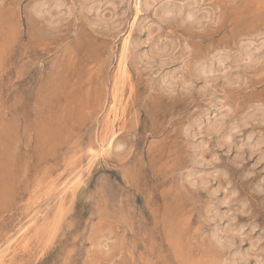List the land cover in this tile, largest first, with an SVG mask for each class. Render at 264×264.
<instances>
[{
	"label": "rangeland",
	"instance_id": "1",
	"mask_svg": "<svg viewBox=\"0 0 264 264\" xmlns=\"http://www.w3.org/2000/svg\"><path fill=\"white\" fill-rule=\"evenodd\" d=\"M144 2L0 0V264H264V0Z\"/></svg>",
	"mask_w": 264,
	"mask_h": 264
},
{
	"label": "bare ground",
	"instance_id": "2",
	"mask_svg": "<svg viewBox=\"0 0 264 264\" xmlns=\"http://www.w3.org/2000/svg\"><path fill=\"white\" fill-rule=\"evenodd\" d=\"M141 1V0H140ZM145 1V0H144ZM148 0H146V2H147ZM194 1V0H193ZM58 2V1H57ZM146 2H144L146 5H147V3ZM42 6H44V3H42V4H40L39 6H37V8H36V10L35 11H37L39 14H44V12H43V10H42ZM55 6H57V7H61L62 5H61V3L60 4H57V3H55ZM148 6V5H147ZM193 6H195V5H193ZM92 7V6H91ZM202 8V7H201ZM91 9V8H90ZM89 9V10H90ZM99 9V8H98ZM121 9V8H120ZM188 9V8H187ZM193 9V8H192ZM191 8H189L188 9V11L187 12H184V14H182V13H180L179 11H176L175 9H165V10H163V15H162V18L164 19V20H168V19H170V14H174L175 15V12H176V14L178 13V16L181 18V20L183 21V22H185V23H187L188 25H190V26H195V25H198V24H200V22H201V19L199 18V16L197 15V10H192ZM100 10V9H99ZM90 12V11H89ZM97 12V11H96ZM174 15H173V17H174ZM56 16V15H55ZM176 16V15H175ZM112 18V17H111ZM178 18V17H177ZM97 19H99V18H97ZM140 20V19H139ZM51 21H53L52 19H51ZM57 21V20H56ZM96 21H98V20H96ZM100 21H102V20H100ZM111 21V20H110ZM102 22H104V23H106V21L103 19V21ZM113 22V21H112ZM117 22V21H116ZM95 23H98V24H100L99 22H95ZM112 24V23H111ZM143 24V23H142ZM109 25H110V23H109ZM158 25V24H157ZM105 26H106V24H105ZM118 26V25H117ZM111 28H112V26H111ZM114 28H115V26H114ZM148 35V34H147ZM161 39V38H160ZM160 41V40H159ZM159 44V43H158ZM154 45V44H153ZM163 46V45H162ZM161 46V47H162ZM250 46V45H249ZM255 46V45H254ZM253 46V47H254ZM155 47V46H154ZM247 47V46H246ZM245 47V48H246ZM124 51H125V53H126V45H124V49H123ZM155 51V52H154ZM154 51H152V52H154V55H158V56H160L161 57V55L163 56V54L166 52V49H160V48H155L154 49ZM124 53V52H123ZM125 53L124 54H122L123 55V60H124V57H125ZM223 54V53H222ZM220 55V53L218 54L219 56L217 57V59H216V61L218 62H216L217 63V65L216 66H214V64L213 63H211V64H207V63H203V64H201V65H199L198 67H197V69H196V71H195V74H196V76L197 77H201V78H203V80H205V84H209L210 83V80L209 79H211V78H213V76H214V74L217 72L218 74H219V72L221 71H224L223 72V74L222 75H224V76H227V74L229 73L228 71H226V69H228V68H230V69H233L232 68V66L231 67H229L228 65H227V60L229 61V56L228 55ZM120 55V54H119ZM121 55V56H122ZM121 56H120V58H121ZM244 56H246V57H244V59L245 58H247L248 59V64H253V63H257V61H258V57L259 56H257L256 55V51H254L251 47H247L246 48V50L244 51ZM147 58V57H146ZM150 58V57H149ZM261 58V57H260ZM122 59V58H121ZM120 59V60H121ZM149 60H151V58L149 59ZM165 60V59H164ZM164 60H161V65H165V64H167V62H165ZM167 60V59H166ZM169 60V62H171L170 61V59H168ZM175 61V60H174ZM234 61L235 62H240L239 61V59L238 58H234ZM260 61V60H259ZM123 62V61H122ZM120 63V62H119ZM238 64V63H237ZM258 64V63H257ZM138 65V64H137ZM226 65L228 66V68H226ZM230 65V64H229ZM123 66V65H122ZM121 66V67H122ZM236 67V66H235ZM156 68V67H155ZM167 68V67H166ZM237 68V67H236ZM169 69V68H168ZM172 69H173V67H172ZM229 69V70H230ZM235 69V68H234ZM117 76H118V74H117ZM116 76V77H117ZM169 76V75H168ZM115 77V79H117ZM218 78V77H217ZM227 78V80L228 81H233L234 80V78L231 76V75H229L228 77H226ZM168 79V78H167ZM176 79H177V77H176ZM175 79H174V77L173 76H170V82H172V81H174ZM202 80V79H201ZM209 81V82H208ZM235 81V80H234ZM167 83V82H166ZM165 83V84H166ZM172 83H174V82H172ZM188 83V82H187ZM169 84V83H168ZM183 84H185L184 86L185 87H187V85H186V83H183ZM193 84V83H192ZM191 84V85H192ZM114 85H116V83L114 84ZM114 85H113V87H114ZM117 86V85H116ZM115 86V88L116 89H118L117 87ZM176 86V85H175ZM189 87H190V84L188 85ZM205 87V86H204ZM114 88V90H116ZM206 88H208V87H206ZM114 90H113V93H114ZM204 90V89H203ZM202 90V91H203ZM113 104V103H112ZM110 106H112V105H110ZM229 109V108H228ZM224 114V113H223ZM109 116H110V114H109ZM221 117H222V115H221ZM224 117V116H223ZM111 118V117H110ZM250 118L251 119H256V118H260V119H264V112H260V113H258V114H252L251 116H250ZM224 119V118H223ZM114 120V119H113ZM220 122H215V124H213V126L211 127L212 129V131L213 132H217L216 134H218V131L220 130V128L222 127V125H223V123L221 122V119L219 120ZM223 121V120H222ZM244 122H247L246 120L244 121ZM197 123V122H196ZM201 123H199V126H201L200 125ZM235 124V123H234ZM246 124V123H245ZM209 125V124H208ZM228 125V124H227ZM233 125V124H232ZM211 126V125H210ZM227 128H228V126H227ZM229 129V128H228ZM236 130H238V126L235 124L233 127H231L230 129H229V131H226L225 133H224V140L225 141H227L228 143H231V141H232V138H233V136H234V132L236 131ZM189 131V130H188ZM200 131H201V128H200ZM210 131V130H209ZM108 133V132H107ZM199 133V132H198ZM105 135H106V131H105ZM108 135V134H107ZM108 137V136H107ZM221 137V138H222ZM222 138V139H223ZM249 140H251L252 139V136L250 135L249 137ZM110 140V139H109ZM222 141V140H221ZM102 142H104V141H102ZM202 143V142H201ZM104 144H105V148H103V149H105V150H110L111 149V146H112V143L110 142V141H108V140H106L105 139V142H104ZM103 144V145H104ZM223 144V143H222ZM257 144H260V141H258L257 142ZM101 146H103L102 144H100ZM206 145V144H205ZM204 145V142H203V146H205ZM118 146H120V145H117V147ZM249 146V145H248ZM256 143H255V145H250V148L252 149V151H253V149H255L256 148ZM259 146V145H258ZM121 147V146H120ZM120 147H118L119 149H120ZM259 148V147H258ZM257 148V149H258ZM99 149H100V147H99ZM196 149V148H195ZM250 149V150H251ZM101 150V149H100ZM102 151H104V150H102ZM254 151H256V150H254ZM200 152V151H199ZM264 155V154H263ZM264 157V156H263ZM199 158V157H198ZM199 163H201L200 161H199ZM203 164V163H202ZM203 171V170H202ZM202 171H200V174L202 173ZM191 174H193V173H191ZM197 174V173H196ZM198 175V174H197ZM190 176V175H189ZM188 176V177H189ZM192 176V175H191ZM206 176H207V174H206ZM200 177V176H199ZM213 177V176H212ZM190 180H191V177L189 178ZM189 180V181H190ZM200 180V179H199ZM198 180V181H199ZM192 181V180H191ZM198 181H197V183H198ZM201 183H202V185L204 184V185H206V183L208 182V178L206 177V178H201ZM194 182H196V180H194ZM208 184H209V182H208ZM192 185H193V182H192ZM5 190V189H4ZM6 196V195H5ZM229 198V197H228ZM230 199V198H229ZM2 200V199H1ZM224 201H226V200H224ZM216 210V209H215ZM218 211V210H217ZM225 214V213H224ZM224 214H223V218H224ZM220 215V214H219ZM215 216H217V214H215ZM211 218H212V216H211ZM222 218V217H221ZM221 218H218V219H221ZM214 219V218H213ZM219 226V225H218ZM241 229V228H240ZM228 230V229H227ZM232 230H234V229H232ZM229 231H231V230H229ZM20 232V231H19ZM234 232H236V229L233 231V233ZM237 232H239V231H237ZM232 233V234H233ZM220 234V233H219ZM219 234H217V236L216 237H218V235ZM235 234V233H234ZM233 234V235H234ZM237 234V233H236ZM240 234H241V232H240ZM222 235H223V233H222ZM231 235V234H230ZM239 235V234H238ZM242 235V234H241ZM241 235H239V236H241ZM221 236V235H220ZM219 236V237H220ZM224 237V236H223ZM236 237V236H235ZM235 237L234 236H231V237H229V236H225V240H224V242L223 243H225V244H228V245H232L233 244V242H234V240H235ZM217 239V238H216ZM222 240H220L219 239V242H221ZM254 247V246H253ZM255 248V247H254ZM254 248H252V249H254ZM255 252V251H254ZM257 254H255V258H257V256H256ZM251 255L249 254V253H246L244 256H241V261L243 262L242 264H247L248 262H249V257H250ZM237 264H241L240 262H238ZM255 264H263V260L262 259H260V257L259 258H257L256 260H255Z\"/></svg>",
	"mask_w": 264,
	"mask_h": 264
}]
</instances>
